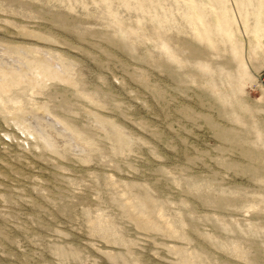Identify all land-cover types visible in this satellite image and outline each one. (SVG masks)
<instances>
[{"label": "rangeland", "instance_id": "374dc122", "mask_svg": "<svg viewBox=\"0 0 264 264\" xmlns=\"http://www.w3.org/2000/svg\"><path fill=\"white\" fill-rule=\"evenodd\" d=\"M0 264H264V0H0Z\"/></svg>", "mask_w": 264, "mask_h": 264}]
</instances>
